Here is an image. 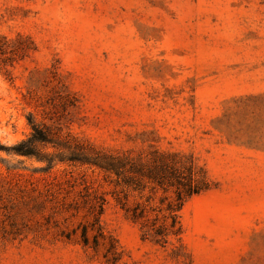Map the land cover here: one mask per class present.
Returning a JSON list of instances; mask_svg holds the SVG:
<instances>
[{
  "label": "rangeland",
  "instance_id": "374dc122",
  "mask_svg": "<svg viewBox=\"0 0 264 264\" xmlns=\"http://www.w3.org/2000/svg\"><path fill=\"white\" fill-rule=\"evenodd\" d=\"M19 35L32 49L0 58V264H264V0H0V36ZM33 124L57 143L17 152ZM155 148L212 181L165 247L78 160Z\"/></svg>",
  "mask_w": 264,
  "mask_h": 264
},
{
  "label": "trees",
  "instance_id": "16d2710c",
  "mask_svg": "<svg viewBox=\"0 0 264 264\" xmlns=\"http://www.w3.org/2000/svg\"><path fill=\"white\" fill-rule=\"evenodd\" d=\"M16 43H20V51L16 50ZM32 44L33 41L23 35L14 42L7 36H0V58L9 52L23 58L32 49ZM6 59L14 60L13 57ZM39 142L55 141L46 129L33 124L32 136L16 145L15 149L22 154L36 155ZM78 160L117 175L118 205L131 220L141 225L143 239L164 247L172 237L181 240V211L185 204L193 196L212 188L207 170L197 163L193 155L182 152L157 148L147 155L136 154L132 150L118 154L98 151L83 154ZM87 232L85 227V244H89Z\"/></svg>",
  "mask_w": 264,
  "mask_h": 264
}]
</instances>
